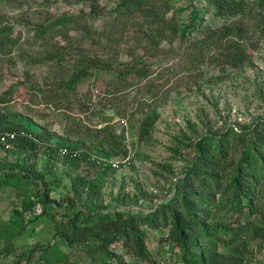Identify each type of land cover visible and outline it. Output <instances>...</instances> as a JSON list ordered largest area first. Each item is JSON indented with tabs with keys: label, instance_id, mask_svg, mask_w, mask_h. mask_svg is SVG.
<instances>
[{
	"label": "rangeland",
	"instance_id": "374dc122",
	"mask_svg": "<svg viewBox=\"0 0 264 264\" xmlns=\"http://www.w3.org/2000/svg\"><path fill=\"white\" fill-rule=\"evenodd\" d=\"M125 1L0 0V28H10L0 41V128L20 126L22 118L50 138L29 156L1 149L0 164L24 157L39 171L53 153L47 178H60L50 196L61 207L54 217L45 213L32 220L42 207L24 213L21 201L37 198L38 188L2 185L0 264H49L51 257H61L54 264H105L98 242L69 245L58 236V225L70 216L68 204L150 211L173 195L200 139L264 122V9L258 0H250L251 12L233 17L217 15L207 0H129L121 7ZM195 6L205 8L198 22L190 16ZM50 26L55 30L40 35V28ZM55 51L61 57L53 59ZM80 68L87 75L75 91L54 89ZM152 112L158 119L141 138L143 120ZM106 126L119 135L120 153L100 143L106 133L96 130ZM65 140L88 156L62 157L54 145ZM243 147L230 151V159ZM111 159L119 166L110 165ZM101 174L97 191L74 185ZM255 192L258 211L246 208L223 220L233 228L246 220L264 227V178ZM232 234L221 230L216 264H264V235H243L236 244L246 245L232 249ZM110 250L116 255L109 264H182L180 247L166 233L148 231L143 260L116 243Z\"/></svg>",
	"mask_w": 264,
	"mask_h": 264
},
{
	"label": "trees",
	"instance_id": "16d2710c",
	"mask_svg": "<svg viewBox=\"0 0 264 264\" xmlns=\"http://www.w3.org/2000/svg\"><path fill=\"white\" fill-rule=\"evenodd\" d=\"M207 1L214 8L215 13L221 17L244 16L253 10L250 0ZM128 2L129 0L122 3L121 7H125ZM256 5L264 9V0H258ZM204 9L198 6L193 7L190 14L191 21L198 22L202 19L201 13ZM60 23L67 24L66 20L57 22V24ZM55 28L56 26L40 28L39 33L46 36ZM9 31L8 27L0 28V41H3L4 37L7 38ZM52 54L53 59L61 57L58 51ZM86 75L87 69L80 68L71 78L56 83L54 89L75 91L77 86L86 79ZM157 119L158 114L154 112L144 118L140 132L141 138L145 137L149 131L148 128H151ZM18 123L20 126L16 124L15 127L0 128V132L26 130L36 139L21 137L16 148L7 152L22 151L29 156L30 153L36 152L40 143L50 141L46 134L37 131L34 124L24 123L22 118H18ZM96 131L106 133L100 143L108 146L114 153H120L124 149L123 144H119V135L113 134L108 126ZM95 138H98L97 135ZM49 145V152H52V144L49 143ZM64 145L79 149V146L72 144L70 140L58 141L54 146L58 150ZM238 146H244L240 156L236 160L230 159V151L235 152ZM1 149L0 146V151ZM49 156L45 160L44 169L39 171L28 166L22 160L24 157L19 158L20 162L15 164H0V187L15 182L16 184H32L38 188L35 195L37 198L24 196L21 201L24 213L33 212L38 205L42 207L43 211L31 218L32 220L38 219L45 213L52 217L60 213V204L50 196L54 189L53 183L57 181L54 184L57 185L60 178L55 172L53 173L57 178L54 180L47 178V174L51 171L50 164L54 154L49 153ZM85 156H88V153L82 151V157ZM72 159L79 160V158ZM103 176V174L98 175L95 180L83 178L82 182H74V185L78 190L89 188L94 191L103 182ZM262 178H264V122H260L258 128L256 125L255 128H247L241 132L232 129L228 135L219 133L200 139L197 143V157L192 162V166L185 170V176L178 177L174 183L173 195L156 206L153 205L150 211L128 208L112 210L89 202L80 204L77 208L68 204L64 210H69L70 216L58 225L57 233L62 241L69 245L98 242L96 248L105 264H109L108 258L116 255L110 250V246L114 243L121 245L135 258L146 259L148 231L166 233L167 239L180 247L182 264H216L222 229L232 231L233 234L228 240L232 249L246 245L244 240L236 244V240L243 235L252 237L264 235V227H259L248 220L239 224L237 228H233L230 222L223 220L224 217L242 214L246 208L251 214L258 211V196L255 191ZM81 194L82 192H77L79 199ZM18 214L23 216L19 211ZM198 248L200 251L197 250ZM60 260L61 257H51L48 262L54 264L59 263ZM118 260H120L119 257Z\"/></svg>",
	"mask_w": 264,
	"mask_h": 264
},
{
	"label": "built area",
	"instance_id": "2783aa9c",
	"mask_svg": "<svg viewBox=\"0 0 264 264\" xmlns=\"http://www.w3.org/2000/svg\"><path fill=\"white\" fill-rule=\"evenodd\" d=\"M21 137H28V138L36 139V137H34L32 133L26 130L5 131V132H0V146L4 151L14 150L16 148L19 138ZM58 152L62 157L79 158V160L84 159V157H82L81 149L70 147L68 145L60 146L58 148ZM92 155L94 156V154ZM98 162L101 167L106 164L105 162H103V158H99ZM108 163L112 165L113 167L119 166V162L113 159L108 160Z\"/></svg>",
	"mask_w": 264,
	"mask_h": 264
}]
</instances>
